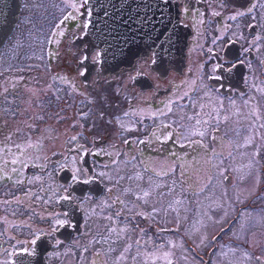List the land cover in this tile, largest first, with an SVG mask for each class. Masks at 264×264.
Masks as SVG:
<instances>
[{
  "label": "rangeland",
  "instance_id": "1",
  "mask_svg": "<svg viewBox=\"0 0 264 264\" xmlns=\"http://www.w3.org/2000/svg\"><path fill=\"white\" fill-rule=\"evenodd\" d=\"M64 1L67 4L74 2V0ZM57 2H59L58 5ZM252 2L251 7L236 19H231L238 13L232 10L236 8L229 6L226 0H221L220 5H212L218 12L208 9L206 29L201 34H197L196 38V42L205 39L208 41L206 47L200 46V51L204 53V62L198 74L196 92L186 104L178 108L175 107L168 112L158 110L152 117L153 122L144 126L137 118L126 115L125 111L117 112L113 106L110 111L108 106L105 107L108 102L107 98L109 100L111 98L108 91L106 97L103 93L91 94L86 89L85 81L81 80L77 70L78 59L82 58V52L76 44L77 37L84 34V31L82 29L78 31L74 24L68 25L66 22L64 25L60 20V18L67 20L65 17H68L66 12L69 6L65 8L59 0H24V8H22L16 29L9 34L8 41L0 50V72L19 71L16 76L0 77V103L5 104H0V127L7 125V129L11 127L12 130L16 124L19 125V118L28 117L30 113L38 117L33 116L36 123L45 125L46 138L39 137V142L44 145L42 152L49 164L47 165L44 161L42 169L47 166V172L54 180H48L45 183L49 186V191L47 196L41 200L42 203L48 201L53 195L52 189L61 185L59 181L64 178V174H68L64 168L69 170L71 176L74 172L83 178L84 152L77 155L70 150L83 145L91 147V152H89L93 163L91 168H93L95 177L99 179V186L105 188L109 196L103 194L97 201L88 196L87 200L79 201L81 202L79 209L84 214L85 210L88 212L85 216L90 220V225L88 228L85 227V235H83L88 241L83 250L79 254H74V257L87 256L90 250L99 249L108 261L113 257H121L119 264H173L171 261L174 259L181 261L180 264H202L194 251L205 257L206 247L209 248L212 243L210 242L211 236L218 232L219 228L223 229L222 233H227L228 223L226 221L235 216L236 208L240 207L241 215L231 232L222 239L220 248L210 264H264V151L255 146L253 133L246 127L237 135L235 134L236 127L240 125L252 127L253 120L261 122L264 115V84H256V82L264 81V69L259 66L260 61L264 59V0H253ZM79 9L77 18L85 21L86 8L82 5ZM219 17L221 20L218 22ZM67 21L76 20L69 18ZM58 24L64 26L66 34L55 39L59 31ZM87 31L88 26L83 35L86 40L89 39ZM48 32L50 33L47 36ZM52 44L57 50L65 49L63 62L56 65L58 62L56 58L53 59V71L40 69L42 75L34 79L31 72L36 64L47 67L43 47L52 46ZM165 44L162 42L161 47L156 46L148 50L151 53H156L158 49L167 51ZM85 45L91 47L90 44ZM208 50L221 51L227 55L231 52H241V58L247 64L246 70L245 63L242 64L244 74L247 75V83H254L253 91L258 89L257 93L251 90L245 96V103L233 102L232 105L231 100L223 94L210 89L207 77L212 74L215 63L206 58ZM253 55L258 57L257 63L251 61ZM236 57L237 55L234 59ZM57 59H60V53ZM151 60L154 61L153 55ZM181 64L183 67L184 59ZM147 65V73L157 80L158 77L150 65ZM242 68L235 66L232 73L240 75ZM181 70L182 68L179 72ZM43 74H48V76L45 77ZM169 74L173 76L170 72L165 76ZM244 74L241 80L245 77ZM74 77L75 83L82 87L85 96L74 93L72 82ZM122 80L126 86L133 90L136 89L133 77ZM9 86L12 92L8 98ZM101 87L105 88L108 85L103 81ZM183 91L181 90L180 93ZM89 97L93 98L94 102ZM195 99L199 110L193 113L188 103ZM206 107L210 108L203 112V108ZM152 124L154 127L173 124L185 138L182 142L192 137L206 140L209 132L220 126L219 129L227 134L228 139L240 141L242 152L240 153L239 149L234 160L236 153L232 150V158H227L225 170L221 172L224 166L223 158L228 149L221 146L223 151L221 155L214 157L216 159L211 168L210 180H206V187H214L206 191L213 192V195L205 194V192L201 195H191L185 191V188L184 190L181 188L184 183L177 170L181 166L178 167L175 161L172 162L160 155L153 156L150 162L151 170H148L142 163L141 153L144 152L139 153L135 146L131 150L126 148V138L139 137V133L150 130ZM232 127L235 128L232 130ZM244 134L246 136L242 138ZM150 135L147 133L142 140L149 143ZM25 141L30 142L24 144ZM24 142L26 148L35 146V142L27 136ZM7 145L8 141L1 139L0 134V148ZM187 147L190 148L189 145ZM158 150L161 154H166L163 148L159 147ZM32 152L31 150L26 159L21 161L17 167H13L12 181L8 177L0 181V185L5 184L9 187H1L3 198L8 195L7 191L22 192L24 189L29 190L26 196L30 199L32 196L35 200L41 197L36 193L37 184L34 180L22 183V179L26 177L24 175L31 170L28 169L27 163L30 162L29 157ZM202 156L203 153L200 157ZM188 157L189 153L183 154L181 150L178 160H188ZM17 159H20V153H17ZM7 171L8 167L7 170H3V176L8 175ZM31 173L34 174L35 171ZM227 174H229L228 177H226ZM185 175L188 176V173L185 172ZM15 176L20 177L21 180ZM225 180H228L229 188L225 185ZM73 182L72 179L70 184ZM115 196L122 197L126 203V213L124 217L121 216L122 219L114 213L117 210ZM57 200L58 198H54V203H58ZM136 204L141 206L139 212L146 210L150 213L152 210L148 206L152 204L154 208H161L155 214L158 216L157 221L149 217L143 222V232L151 235L149 241H156L155 236L151 234V229L156 224L166 230L176 229L177 232L162 233L160 239L163 245L155 247L149 243L144 251V236L140 238L138 245L135 243L134 236L129 237L131 231L137 232L135 225L129 222L130 215L137 209ZM175 206H178L180 210L176 215L171 216L169 211L174 210ZM25 214H21L20 218H23ZM30 214L32 215L33 212ZM134 216L139 218L138 213ZM124 219L127 220L124 221ZM166 220L170 222H165ZM37 222L41 225L51 222L55 226L60 224V220L53 217ZM119 222L127 223L120 224ZM19 239L24 241L26 237L21 234ZM157 243L159 244L160 240H157ZM186 245L192 248L187 249ZM12 246L8 249L9 251ZM21 246L19 244L15 249ZM159 249L161 251L158 255L163 254L160 261L148 256V253L157 255ZM115 250H120V252ZM0 257L4 260V264L11 263L8 257ZM82 258L68 260L65 264H87L86 259L81 261ZM47 260L48 264L62 263L61 259L55 255Z\"/></svg>",
  "mask_w": 264,
  "mask_h": 264
},
{
  "label": "flooded vegetation",
  "instance_id": "2",
  "mask_svg": "<svg viewBox=\"0 0 264 264\" xmlns=\"http://www.w3.org/2000/svg\"><path fill=\"white\" fill-rule=\"evenodd\" d=\"M164 1H168L178 6L179 20L181 24L190 29V35L187 37V43L185 47L184 65L181 72L173 69H169L168 71H164V69L158 72L154 71L155 75L158 77L157 80H154L153 77L147 73V64H149L151 67V57L152 55L153 58L155 56L154 53L149 51L134 61V67L132 70L115 75V70H107L102 66L101 49L94 43H91L89 39L86 40L83 38L86 29L84 25H88L87 19L86 23L84 22L82 28L84 34H81L77 37L80 38L78 42H80L81 45V48L78 49H80L82 52V58L78 59L77 70L81 80L85 81L84 83L86 84V89L89 90V93H103L107 97V93L109 92L111 94V98L110 100L107 98L108 102L105 104V107L108 106L110 111H112V106L117 110V112L123 113V111H125L126 115H131L137 118L144 126H147L149 123L153 122L152 117L158 110H165L168 112L175 107L178 108V106L186 104L196 92L198 87V74L200 73L202 64L204 62V53L200 51V46L206 47L208 45L207 39L196 42L197 34H201L206 29L208 22V16L206 12L208 9L218 12V10L214 9L212 5L221 4V0ZM252 1L250 3L251 5L253 3ZM58 3L59 2H57V5ZM22 8H24V0H21L20 13L17 23L20 20ZM232 10L235 12H244L246 9L236 8ZM220 20L221 19L219 17L218 22ZM49 33L50 32H48L47 36ZM61 34L62 26H59V31L55 38H59ZM85 44H90L91 47H88ZM59 53L60 59H57V55ZM113 53L114 52H108L109 55ZM74 55H77V53H74ZM236 55L237 57L234 59ZM43 56L47 67H42L40 64H36L35 68H33V71L31 72L34 79H37L39 78V75H42L40 69H49L50 71H53V59L56 58V62H58L56 65L61 64L65 57V49L57 50L54 49L53 46L47 45L43 47ZM241 57V52H231L229 55L222 53L221 51L216 52L214 50H208L206 52V58L215 63V66L212 68V74L207 77V83L210 86V89L223 94L228 100H231L232 105L233 102H239V104L245 103V96L250 93L251 90L253 91L254 86V83H247V75L244 74L245 77H243V80H241L242 77L239 75V73H232V69L235 66L243 67L242 70H244V65H242L244 63L246 65V70L247 64ZM251 61H255L257 63L258 57L253 55ZM259 66L264 69V59L260 61ZM81 72H84L85 75H80ZM169 72L173 73V76L171 74L165 76ZM17 74H19V71L16 70L1 71L0 77H5L6 75L16 76ZM43 75L45 77L48 76V74ZM130 77H133V84L136 86V89L134 90L129 86H126L124 84V80H122L123 78L129 79ZM72 79L75 93L85 96V94L82 92V87L75 83V77ZM47 80H51V78H47ZM103 81H105L108 87H101ZM69 83L71 84V82ZM260 83L264 84V81L256 82L258 85ZM181 90H184L183 93H180ZM257 90L258 89H254L253 92L257 93ZM10 92H12V88L9 86L7 97L9 94H11ZM89 99L94 102L93 98L89 97ZM0 104L5 105L3 103ZM188 104L190 105L191 111L193 113L199 110L196 99L189 102ZM209 108H203V112ZM232 111L234 110L232 109ZM226 114L229 116L228 113ZM33 116L38 118L32 113H30L28 117L24 116L19 118V125L16 124L12 130L11 127L7 129V125H2V129L0 127L1 139L8 141L7 146H2L0 148V180L9 178L10 181H12L11 178L14 176L12 175L13 167H17L21 161L26 159L28 152L32 150V155L29 157L30 162L27 163L28 169L31 170L27 171V175H24L26 177L22 179V183H28L34 180L35 184L37 183L36 188L40 191H44L40 182L44 183L46 187H49L45 183L48 180L54 179L48 174L47 166V168L45 167L42 169V164L44 161L47 165L49 164L44 158V152H42L44 145L43 143L39 142V137L46 138V131L44 130L45 125L43 123H36ZM150 126L152 128L144 133H139V137L126 138V148L131 150V148L135 146V149L138 150L139 153L144 152L141 153L142 163L148 170H151L150 162L153 156L160 155L170 159L172 162L175 161L178 167L181 166L179 169H177L182 177L181 180L184 183V185H182L183 187L181 188L183 190L185 188V191L191 195H201L204 192L205 194L213 195V192L206 191V189L214 188L206 187V180L210 178L211 168L216 159L214 157L221 155L223 151L221 146L228 148L226 149L227 151L223 158L224 166L220 170L221 172L225 170L227 158H232V150H234L236 153L240 149V153L242 152L240 141L238 139H228L227 134L219 129L220 126L212 129L209 132L206 140L192 137L185 142H182V140L185 138H183L178 128L173 124H166L165 127H154L153 124ZM240 126L236 128L232 127V130L234 128L236 129L235 134L237 135L239 131L246 127L247 130H250L253 133V142L255 146L260 147L264 151V115L262 116L261 122L253 120L252 127L249 125ZM147 133L151 134L149 136V143H145L142 140ZM9 136L11 137L10 140L7 139ZM25 136L31 138L35 142V146L26 148L24 144L30 141H25L20 147V144H18L19 138ZM245 136L246 134H244L242 138ZM133 143H135V145H133ZM188 145L190 148L187 147ZM84 147L85 145L77 146L73 149V151H70L73 154L76 153L77 155H80L81 152H84L83 160L88 163V158L92 166V157L89 154V152H91V147ZM159 147L163 148L166 154H161L158 150ZM181 150H183V154L185 152L189 153L188 160H178ZM2 153H5L6 155L10 154L11 160L4 162V155ZM17 153H20V159H17ZM202 153L203 156L200 157ZM236 157L237 153L234 155V160ZM101 159L104 160V158ZM199 161H201V163H199ZM7 167L8 175L3 176V170H7ZM82 170L83 178L78 176L79 179L73 180L74 183H79V186L73 183L70 184L72 178L68 183H60L61 185H58L53 190V195L51 196V199L46 202L45 206L34 202V196H32L31 199L30 197H27L26 195L29 191L27 189H24V196L22 198L19 197V192H15L16 190L7 191L8 195H6V198H3L1 196V187H9H7L5 184L0 185V256L8 257V260L11 261L10 264H48L47 259L53 257L54 255L62 260L61 264L68 263V260H73L77 257H83L81 261L86 259L87 264H119L118 261L121 259V257H113L108 261L105 254H103V252L99 249L90 250L87 253V256H73L74 254H79V252L83 250V247H85L88 240L84 238L83 235H85V227L88 228L90 225V220L85 216V214L88 212L85 210L84 214V212L79 209V206L81 205V202L79 201L87 200L86 198L88 196L93 197L96 201L103 194L107 197L109 196L105 188H101L97 182L92 183L94 180L91 178H96L93 168L91 175H87V171L85 169ZM32 171H35V173H31ZM185 172L188 173V176L185 175ZM72 174L73 175L71 177L77 176L74 172H72ZM228 176L229 174H227L226 177ZM16 178L20 179V177ZM85 180H88L89 183L85 184L83 182ZM224 183L227 185V188L230 187L228 180H225ZM219 186L221 187L220 184ZM54 198H58V203H54ZM115 203L117 210L114 213L117 217L122 219L121 216L124 217L126 213V203L120 196H115ZM152 205L148 206L152 210L149 213L146 210L145 212H139V208L141 206L136 204V211L130 215L131 220L129 222L135 225L137 232L131 231L129 237L134 236L135 243L138 245L140 244V238L144 236V251L146 246H149V243H151V246L155 247H160L163 245L160 239V235H162V233L165 232L168 234L169 232H177L176 229L166 230L161 225L156 224L151 229V234L155 236L156 241H149L151 235L143 232V222L147 221L149 217L157 221L158 216L155 214L157 213L158 209H161L160 207L154 208ZM178 210L179 209L174 207V210L169 211L171 213L170 215H176ZM30 212H33V214L31 215ZM23 213L26 214L23 216V218H20V215ZM137 213L139 214V218H135L134 216V214ZM240 215L241 209L238 207L236 208L235 216L226 221L228 223L227 233H222L223 229L219 228L218 232L211 236L210 242L212 243L209 248L206 247L205 257L198 255L194 251L195 256L200 259L202 264H205V262L210 264L213 261L214 255L220 248L222 239H224V237L231 232ZM51 217L63 221L64 223H60L55 226L52 222L43 225L37 222H42L43 220H47ZM126 220L127 219H124V221ZM165 222L170 221L166 220ZM119 223L124 224L127 222ZM21 234L26 237V240H17V237L19 238V235ZM34 240L36 241L35 243H33ZM157 240H160L159 244L157 243ZM19 244L22 245L21 248L15 249V247ZM11 246L12 248L9 251L8 249ZM186 248L191 249L192 246L186 245ZM115 251L120 252V250ZM160 251L161 249L158 250L157 255L155 253H148V256L160 261V259L163 258V254L158 255ZM159 261L157 263H159ZM180 262L181 261L178 262L175 259L171 261L173 264H180ZM0 264H4V260L1 257Z\"/></svg>",
  "mask_w": 264,
  "mask_h": 264
},
{
  "label": "water",
  "instance_id": "3",
  "mask_svg": "<svg viewBox=\"0 0 264 264\" xmlns=\"http://www.w3.org/2000/svg\"><path fill=\"white\" fill-rule=\"evenodd\" d=\"M226 1L244 8L251 0ZM88 6L91 13L87 36L101 49L105 69H129L148 49L161 47L165 42L167 51H155L152 69L180 71L189 31L179 23L174 5L161 0H88ZM19 7L20 0H0V46L17 20ZM168 53L171 57H164Z\"/></svg>",
  "mask_w": 264,
  "mask_h": 264
},
{
  "label": "snow or ice",
  "instance_id": "4",
  "mask_svg": "<svg viewBox=\"0 0 264 264\" xmlns=\"http://www.w3.org/2000/svg\"><path fill=\"white\" fill-rule=\"evenodd\" d=\"M84 2L86 3L87 2V0H84ZM73 7H76L75 5H73ZM244 13H242V12H238L236 15H234V16H232L231 17V19H236L237 18V16H239V15H243ZM70 17H65V19H69ZM88 25L87 24H85L84 25V27H87ZM85 59H86V57H85ZM80 75H85V73L84 72H81L80 73ZM7 139H11V137L9 136ZM73 139H75V137H73ZM72 179L73 180H77V179H79V177L78 176H73L72 177ZM85 184H87V183H89V181L88 180H85V181H83ZM145 195H148V193H145ZM59 223H64L63 221H60ZM36 241L34 240L33 241V243H35Z\"/></svg>",
  "mask_w": 264,
  "mask_h": 264
},
{
  "label": "bare ground",
  "instance_id": "5",
  "mask_svg": "<svg viewBox=\"0 0 264 264\" xmlns=\"http://www.w3.org/2000/svg\"><path fill=\"white\" fill-rule=\"evenodd\" d=\"M164 57H166V58H170V57H171V54L168 53V54L164 55Z\"/></svg>",
  "mask_w": 264,
  "mask_h": 264
}]
</instances>
